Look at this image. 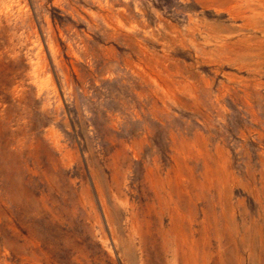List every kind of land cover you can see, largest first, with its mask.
Returning a JSON list of instances; mask_svg holds the SVG:
<instances>
[{
	"label": "rangeland",
	"instance_id": "1",
	"mask_svg": "<svg viewBox=\"0 0 264 264\" xmlns=\"http://www.w3.org/2000/svg\"><path fill=\"white\" fill-rule=\"evenodd\" d=\"M0 264H264V0H0Z\"/></svg>",
	"mask_w": 264,
	"mask_h": 264
}]
</instances>
